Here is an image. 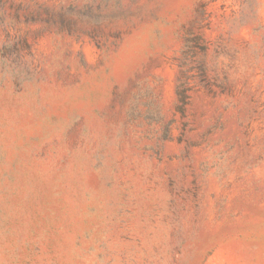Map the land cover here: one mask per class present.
I'll return each mask as SVG.
<instances>
[{"label":"rangeland","instance_id":"rangeland-1","mask_svg":"<svg viewBox=\"0 0 264 264\" xmlns=\"http://www.w3.org/2000/svg\"><path fill=\"white\" fill-rule=\"evenodd\" d=\"M0 264H264V0H0Z\"/></svg>","mask_w":264,"mask_h":264}]
</instances>
